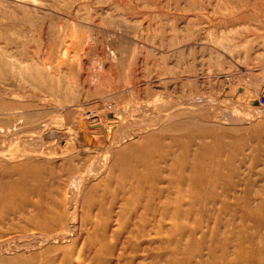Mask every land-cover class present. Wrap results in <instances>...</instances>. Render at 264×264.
I'll use <instances>...</instances> for the list:
<instances>
[{"label": "rangeland", "instance_id": "1", "mask_svg": "<svg viewBox=\"0 0 264 264\" xmlns=\"http://www.w3.org/2000/svg\"><path fill=\"white\" fill-rule=\"evenodd\" d=\"M262 97L264 0H0V264H241ZM126 153L160 190L204 174L179 226L118 185Z\"/></svg>", "mask_w": 264, "mask_h": 264}, {"label": "bare ground", "instance_id": "2", "mask_svg": "<svg viewBox=\"0 0 264 264\" xmlns=\"http://www.w3.org/2000/svg\"><path fill=\"white\" fill-rule=\"evenodd\" d=\"M144 154H146L147 156L149 155L148 153ZM144 154L137 157L132 153H126L124 154V157L122 156V158L118 159L117 163L114 166V168L118 169L119 172L120 181H118V185L121 187L128 186L129 191L127 189L128 194L126 195H128L127 197L130 198V200L135 201L137 199H143L147 201V203H150L156 199H159L158 203L160 204V206L158 208H155L148 205V207H146L144 210L145 214L146 212L151 213L152 215L158 214L161 216L162 220L168 217L172 220L173 227L174 225L179 226V221L182 218L183 213L192 212L191 207L185 212L182 211L179 202L182 200V198H184V196H187L190 200V203L192 204L198 197L200 198L199 193L203 189V181L205 179V176L199 171V169H197L199 172H197V174H194L193 170L195 169V167H197L196 164H193L191 168L189 167V175H186L187 177L185 176V173L187 172L184 171V169L182 168L183 166H178L177 172H175L173 176L172 183L165 189L160 190L158 186L159 181L156 175L157 166L152 164L151 161H143L142 159L144 158L142 157H144ZM158 156L160 158H164V155L162 153L158 154ZM111 169H113V167ZM89 175L90 174H88V176ZM89 177H91V175ZM184 185H186L187 187L186 191L183 190ZM172 199L174 200L172 201ZM160 224L159 226H162ZM261 226L264 227V220H261L256 225V227ZM263 237L264 233L259 234L255 238L251 237V240H249L250 246L241 249L240 253L237 255L239 258L243 259L241 264H264V244L262 245L261 243L264 241ZM101 239V242L103 244L105 242V238L102 237ZM222 243L223 246L221 249V254L217 260H220L222 264H227L226 255L224 253V242ZM211 259L215 261L216 257L214 254H212Z\"/></svg>", "mask_w": 264, "mask_h": 264}, {"label": "built area", "instance_id": "3", "mask_svg": "<svg viewBox=\"0 0 264 264\" xmlns=\"http://www.w3.org/2000/svg\"><path fill=\"white\" fill-rule=\"evenodd\" d=\"M263 103H264V97H262Z\"/></svg>", "mask_w": 264, "mask_h": 264}]
</instances>
